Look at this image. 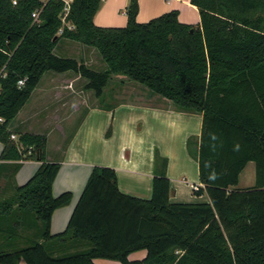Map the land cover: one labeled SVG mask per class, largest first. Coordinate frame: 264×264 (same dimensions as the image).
I'll return each mask as SVG.
<instances>
[{
  "label": "trees",
  "instance_id": "16d2710c",
  "mask_svg": "<svg viewBox=\"0 0 264 264\" xmlns=\"http://www.w3.org/2000/svg\"><path fill=\"white\" fill-rule=\"evenodd\" d=\"M101 1L0 0V161H16L14 171L40 162L0 202V264H264V0H190L197 27L177 10L138 22L137 0L125 26L100 27ZM62 39L96 49L105 68L56 54ZM47 72L79 75L96 97L123 75L199 114L201 133L186 148L204 185L194 193L209 202L171 203L167 159L155 150L150 199L122 193L113 168L94 166L65 231L51 234L52 213L71 202L70 192L52 194L60 163L47 160L44 134L13 140L8 129ZM249 161L255 184L236 188ZM139 250L145 258L130 261Z\"/></svg>",
  "mask_w": 264,
  "mask_h": 264
},
{
  "label": "crops",
  "instance_id": "0c3cea01",
  "mask_svg": "<svg viewBox=\"0 0 264 264\" xmlns=\"http://www.w3.org/2000/svg\"><path fill=\"white\" fill-rule=\"evenodd\" d=\"M129 1L102 0L100 12L97 15L95 14L93 18L95 25L100 27L125 26L127 16L126 13L121 12L127 8ZM137 1L139 4L138 22H146L165 12L177 10L180 22L196 27L199 25L198 9L191 4L190 0ZM75 43L78 42L62 39L54 52L62 55L59 50L64 46L70 49L75 46ZM78 44L82 45L77 48L80 53L77 58L74 56L72 58L91 65L88 60L91 58L90 53L94 51L93 48L81 43ZM62 56L71 57L70 55ZM97 59L98 66L101 68V58L97 56ZM57 74L67 75L62 79L63 84L83 79L71 72ZM85 83L86 81L83 80V87ZM38 86L34 89L32 95L38 90ZM66 88V85H63L60 89H53L52 92L58 96L64 93ZM88 91L91 92V90ZM47 92L45 89L44 94ZM135 96L139 101L121 100L111 105L99 103L88 105L83 102L85 109L83 118L75 125L70 134L65 136L66 138H62L61 144L50 150L48 148V135L51 131H40L42 128L47 130V125L51 124L53 126L50 123V114L43 113L44 108L41 109L43 114L39 110V113H33L31 119L23 118L20 110L21 112H18L9 124L8 129L11 135L16 136L15 139L12 138L13 140H17L21 133L26 132L44 134L47 138V160L60 163L59 171L52 185V194L56 197L63 192H70L71 202L55 209L52 213L51 234L65 231L73 209L94 166L113 168L117 174L118 188L122 193L142 199H150L153 187L155 150H158L159 154L167 159L166 173L170 181V187L173 190L169 199L171 203L209 202L206 194L196 195L194 193V186L199 189L204 188V185L199 181L198 163L188 154L186 148L189 136L199 137L202 117L196 113L177 111L170 100L149 90ZM73 106L74 110H78V104L74 103ZM56 118H59V115ZM31 120L35 123H31ZM109 126H111V133L107 137L106 132ZM2 148L3 144L0 142V154ZM0 163L5 164L4 170L7 169L6 173L4 172L5 174L0 176V202H4L3 198H8L5 193L10 192L13 185L20 186L24 184L40 165V162L35 159H24L18 162L20 166L14 171L16 161H0ZM255 175V163L249 161L240 172L238 184L235 187L244 189L253 186ZM243 178L246 179L244 185H242ZM145 256L146 251L139 250L132 252L128 259L130 261H141ZM18 264L26 263L21 259ZM93 264L121 263L111 259L95 258Z\"/></svg>",
  "mask_w": 264,
  "mask_h": 264
},
{
  "label": "rangeland",
  "instance_id": "374dc122",
  "mask_svg": "<svg viewBox=\"0 0 264 264\" xmlns=\"http://www.w3.org/2000/svg\"><path fill=\"white\" fill-rule=\"evenodd\" d=\"M102 4V2H101ZM101 4L96 12H100L101 10ZM126 9L122 10L121 13L125 14ZM119 14V13H118ZM121 14V16H123ZM120 15V14H119ZM126 23V22H125ZM125 25V24H123ZM78 46H82L78 43H75L74 47H71L68 49L66 46H64L61 50L62 55H70L71 57L77 58L79 55V50L77 49ZM90 53L89 58V65L90 67H93L94 69L101 70V68H105L104 63L100 60L101 68L98 66V59L97 56L98 52L96 49H93ZM97 54V55H96ZM100 57V56H99ZM67 77L66 74H57L52 72H47L43 78L40 84H38V90L35 91V93L29 98L27 103L21 108V112L23 115V118H32L33 113H39V110L45 109L43 113L50 114L49 119L51 120L50 123L53 124V126L47 125V130L40 131H51L48 135V148L49 150L52 148H55L57 145L62 143V138H66L65 136L69 135L70 132L73 130L75 125L83 118V115L85 114V109L83 102L90 104H102V105H111L116 101L121 100H132V101H139L136 98V94H142L143 91L149 90L145 86L134 82L132 80H129L123 75H115L113 76L107 86L105 87L102 95L100 97H96L94 93L91 91L89 92L88 89H84L83 80L84 79H78L73 83L65 82L63 84V78ZM63 85H66V89L64 93L56 96L53 94L52 90H57L63 87ZM46 91L47 93L44 94ZM41 90V91H40ZM129 98V99H128ZM74 103L78 104V110H74ZM167 104H169L167 102ZM36 113V114H37ZM42 113V110H41ZM42 113V114H43ZM57 115H59V118H56ZM36 119V118H35ZM31 123H35L34 121H30ZM38 121L36 120V123ZM37 126V125H36ZM34 127V126H33ZM44 127V126H43ZM65 134V135H64ZM246 179L243 178L242 185H244V181ZM255 181H256V175H255ZM7 191V190H6ZM11 194L10 192H6L5 196L9 197ZM1 201V200H0Z\"/></svg>",
  "mask_w": 264,
  "mask_h": 264
},
{
  "label": "built area",
  "instance_id": "2783aa9c",
  "mask_svg": "<svg viewBox=\"0 0 264 264\" xmlns=\"http://www.w3.org/2000/svg\"><path fill=\"white\" fill-rule=\"evenodd\" d=\"M64 2L68 5L69 0H64ZM12 3L15 4V3H16V0H12ZM64 10H65V11H68V6H66V7L64 8ZM32 16H33V17L35 18V20H36L37 17H38V13L35 12V13L32 14ZM59 32H60V31H59ZM24 80H25V79H21V80H19V81H18V84H19V85H22V84L24 83ZM0 122H3V119H2V118H0ZM11 138L15 139L16 136H15V135H11ZM193 189L197 190L198 187H197V186H194Z\"/></svg>",
  "mask_w": 264,
  "mask_h": 264
}]
</instances>
